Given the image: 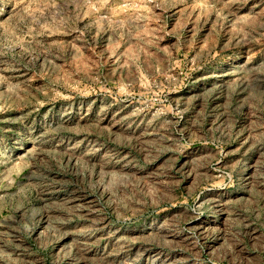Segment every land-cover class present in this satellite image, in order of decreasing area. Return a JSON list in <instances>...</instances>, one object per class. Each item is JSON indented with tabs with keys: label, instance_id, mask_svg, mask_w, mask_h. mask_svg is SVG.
Listing matches in <instances>:
<instances>
[{
	"label": "rangeland",
	"instance_id": "374dc122",
	"mask_svg": "<svg viewBox=\"0 0 264 264\" xmlns=\"http://www.w3.org/2000/svg\"><path fill=\"white\" fill-rule=\"evenodd\" d=\"M0 264H264V0H0Z\"/></svg>",
	"mask_w": 264,
	"mask_h": 264
}]
</instances>
